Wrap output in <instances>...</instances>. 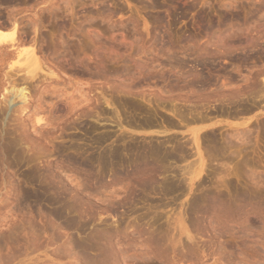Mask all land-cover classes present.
<instances>
[{
	"label": "rangeland",
	"instance_id": "obj_1",
	"mask_svg": "<svg viewBox=\"0 0 264 264\" xmlns=\"http://www.w3.org/2000/svg\"><path fill=\"white\" fill-rule=\"evenodd\" d=\"M18 1L13 0L9 5L0 2V31L10 33L15 26V36L28 39V45L32 44L30 48H34L43 66L38 71L40 78L25 81L24 85V70L21 74L19 69L15 71L21 66L15 62L20 48L0 49V66L3 67L0 68V100L10 94L7 89L11 90V84L16 86L20 82L16 87L24 85L29 94L28 103L18 100L19 96L7 110H3L4 101L0 102L3 108L0 107V145L4 150V155L0 151V264H91L87 261L99 257V251L91 247L94 242L89 245V238L105 228L113 233L112 241L122 239L116 241L119 244L115 242L118 246L111 241L116 252L120 251L117 252L121 257L119 264H264V93H260L264 91L261 85L264 84V0ZM17 21L23 25L18 26ZM39 48L44 51L39 50L38 55ZM5 52L13 57L8 54L4 59L1 55ZM7 57L12 59H8L10 63ZM15 78H19V82ZM8 80L17 83L9 84ZM258 84L263 91L255 89ZM56 92L60 96L57 97ZM74 102H79L77 108L73 107ZM35 107L39 112L33 110ZM67 107L75 110L72 113ZM82 109L85 114L78 115ZM30 112L44 117L41 128L37 126L39 132L29 123ZM189 114L193 118L199 115L200 119L190 118ZM206 116L211 120L207 121ZM181 117L186 122L178 119ZM172 121L174 126L168 123L173 124ZM17 122L20 127L27 124L24 127L29 131L23 126L21 130ZM142 123L146 124L144 127L152 123V127L142 128ZM199 126H206L202 129L206 132L201 130L202 138L205 139L210 130L222 142L238 129L246 131L245 136L237 132L244 136H241L244 142L232 136L231 146L237 145L236 149L225 150L229 157L224 156V151L223 155L213 158L205 152L206 142L199 137L203 171L192 181L182 180L185 190L175 189L164 196L157 194L155 201L162 204L159 207L144 202L145 196L139 194L141 199L135 196L134 209L132 205L130 209L123 187L130 184L132 176L128 180L130 177H124L131 168L127 163L136 157L137 150H147L155 143L166 149L170 146L172 150L171 147L183 141V135L182 145L186 143L187 147V141L191 142L188 129ZM208 126L214 129L206 130ZM165 139L166 144L162 141ZM190 144L187 148L193 153L184 165L191 162V167L198 172L200 159ZM110 151L115 152L114 163L108 159H112ZM102 154L107 155L102 157ZM100 157L105 163H113L110 166L107 163L105 171L100 170ZM169 164L162 165L175 167L179 162ZM122 171L126 173L123 175ZM52 173L58 175L57 180L60 176L67 188L63 195L55 194L52 189L54 183L49 178ZM100 178L111 184L106 188L98 182ZM111 186L115 188L109 192ZM97 187L103 191L98 192ZM75 190L81 191L82 200L91 202L74 200ZM239 194L245 198L240 200ZM201 195L209 196V204L204 202L202 206L190 208L192 199ZM48 199L56 202H48ZM145 211L151 217L156 213L154 223L147 215H141L140 219L136 216ZM160 224L168 234L163 233L165 238H159L154 248L144 235L148 231L162 230ZM157 225L159 227L155 228ZM121 226L125 231H121ZM140 226L145 231H141ZM179 230L184 231L183 234H178ZM99 242L103 241L94 246L101 245ZM158 246L162 254L156 253L155 257ZM145 250L153 257L145 256L148 254L143 252ZM121 252H125L123 257ZM131 256L137 257L133 260Z\"/></svg>",
	"mask_w": 264,
	"mask_h": 264
},
{
	"label": "bare ground",
	"instance_id": "obj_2",
	"mask_svg": "<svg viewBox=\"0 0 264 264\" xmlns=\"http://www.w3.org/2000/svg\"><path fill=\"white\" fill-rule=\"evenodd\" d=\"M13 2V0H0V2H1V4L3 3H10V2ZM15 1V0H14ZM18 1V0H17ZM12 2L10 3V4H12ZM19 2V1H18ZM49 2H51V1H49ZM48 2V3H49ZM0 4V5H1ZM9 5V4H8ZM45 8V7H44ZM42 8H40V10H41ZM44 10V9H43ZM42 10V11H43ZM37 13V12H36ZM12 16H14V14L12 15ZM11 16V17H12ZM8 18H10V16L8 17ZM14 18H15V16H14ZM12 19V21H13V18H11ZM39 20H40V17L38 18ZM10 20V19H9ZM37 20V19H36ZM32 21H35V20H32ZM32 21L30 22V23H32ZM29 22V21H28ZM11 23V22H10ZM16 23V22H15ZM14 22H13V24H15ZM21 23V22H20ZM19 23V24H20ZM30 23H29V26H30ZM17 24H18V21H17ZM19 24H18V26H19ZM22 24V23H21ZM33 25L34 24H36L35 22H33L32 23ZM31 24V25H32ZM38 25H40L39 23H37ZM218 24V23H217ZM1 25V24H0ZM9 24H7V26H8ZM12 25V24H11ZM11 25H9V26H11ZM23 25V24H22ZM26 25V24H25ZM32 25V26H33ZM3 26V25H2ZM4 26H6V25H4ZM8 26V27H9ZM17 26V27H18ZM35 26V25H34ZM37 26V25H36ZM41 26V25H40ZM21 27V26H20ZM31 27V26H30ZM2 28V30H3V28H6V27H1ZM213 28V27H212ZM19 29V28H18ZM38 29H40V28H38ZM6 31V30H5ZM8 31V30H7ZM19 31V30H18ZM17 31V32H18ZM15 26H14V31H12V32H10V33H6V32H4V31H0V49H2V50H4V48H6L7 49V47H10V48H20L19 49V51H18V53H17V57H18V59L15 61V62H17V63H21V66L19 65L18 66V68L16 67V69H15V71H17L18 69H19V72H20V74L22 73L21 71H23L24 72V74L22 75V76H24L25 75V77H19V78H22V80H24V81H22V83L24 82V83H26L28 80H33L34 79V81H35V79L38 77L37 75H38V71H41L42 70V68H41V65L43 66V64H42V62H41V65H40V63H39V60H38V57L36 56V53H35V51H34V48H30V47H32V44H31V46H29L28 45V39L27 40H25L26 39V37L23 39V37L24 36H22V35H20V36H15ZM23 32V31H22ZM25 33V32H24ZM16 35H19V33L18 34H16ZM18 37H20V38H18ZM62 40V39H61ZM60 40V41H61ZM30 41V40H29ZM33 45H34V43H33ZM65 45V44H64ZM66 46V45H65ZM40 48H42V47H40ZM38 49V51H37V54H38V52H40L39 50H42V49ZM65 48V47H64ZM36 49V48H35ZM14 50V49H13ZM4 51H6V50H4ZM44 50H42V52H43ZM0 52H2V51H0ZM41 52V53H42ZM11 53V52H10ZM63 53V52H62ZM1 54V53H0ZM9 54V53H8ZM6 52H5V55L3 54V55H1L2 57L3 56H7L8 55ZM14 54H16V49H15V53ZM10 55V54H9ZM39 55V54H38ZM10 56H12L13 57V55H10ZM10 56H8V57H10ZM16 55H14V57H15ZM5 57H3L4 59H5ZM6 58L7 59V61H8V59H10V58ZM17 57H15V58H17ZM40 57V56H39ZM2 58V59H3ZM1 59V58H0ZM10 60H12V59H10ZM180 60V59H179ZM2 61V60H1ZM4 61V60H3ZM14 61V60H13ZM5 62H6V60H5ZM5 62H4V65H5ZM9 62V61H8ZM182 62V61H181ZM3 63V62H2ZM10 63V62H9ZM13 63V62H12ZM11 63V64H12ZM0 65H1V63H0ZM8 65V64H7ZM24 65V66H23ZM6 66V65H5ZM4 66V67H5ZM16 66V65H15ZM7 67V66H6ZM14 67V66H13ZM20 67V68H19ZM0 68H2L3 69V67H1L0 66ZM9 68H11V66L9 67ZM47 68V67H46ZM49 68V67H48ZM50 68H51V66H50ZM49 68V69H50ZM12 70L11 71H14L13 69L14 68H11ZM10 70V69H9ZM9 70H7L8 72H7V74L9 73L10 74V72L11 71H9ZM49 72V71H48ZM52 70L50 71V74H52ZM17 73V72H16ZM5 74V73H4ZM39 75H40V73H39ZM190 75V74H189ZM8 76V75H7ZM27 76V77H26ZM41 76V75H40ZM50 76V75H49ZM192 76H194V75H192ZM9 77V76H8ZM177 77V76H176ZM196 77V76H195ZM201 77V76H200ZM208 77V76H207ZM11 78H13V77H11ZM19 78H15L16 80L17 79H19ZM40 77H38L37 79H39ZM192 78V77H191ZM199 78V77H198ZM36 79V80H37ZM9 80H13V79H9ZM8 80V81H9ZM197 80V79H196ZM204 81H205V78L203 79ZM209 80V79H208ZM207 80V81H208ZM18 82H19V80H17ZM21 81V80H20ZM26 81V82H25ZM213 81V80H212ZM212 81H210L209 80V82H212ZM10 82V81H9ZM8 82V83H9ZM15 82V83H14ZM14 82H10L9 84H11V83H13V84H16L17 82L16 81H14ZM33 82V81H32ZM32 82H31V84H32ZM39 82H40V80H39ZM185 82H186V80H185ZM197 82H199V81H197ZM202 82V81H201ZM7 83V82H6ZM21 83V82H20ZM20 83H17V84H20ZM23 83V84H24ZM30 83V82H29ZM29 83H28V85H29ZM17 84H16V86H17ZM209 84V83H208ZM211 84V83H210ZM261 84V83H260ZM12 85V84H11ZM9 86V88H11V90L10 89H7V90H9V91H11L10 92V94L9 95H4V97H5V99L3 100L4 101V103H5V105H4V103H3V106H4V109L1 107L2 105H0V107L3 109V110H7L8 109V107H10L11 106V104H12V102H15V101H13L14 100V98L17 100V98H18V100L20 99L21 101H23V103L26 101L27 102V96L29 95H27V91H28V88H27V91H26V87L23 85H20L19 87H16V86ZM190 85V84H189ZM213 85V84H212ZM262 86V88H264V84H261ZM259 86V87H258ZM258 86H257V88H255L257 91L261 88L260 87V85L258 84ZM16 87V88H15ZM194 87H195V85H194ZM256 87V86H255ZM5 88V87H4ZM171 88V87H170ZM193 88V87H192ZM261 88V90L263 91V89ZM47 91H48V89L47 88H45ZM172 89V88H171ZM188 89V88H187ZM5 90H6V88H5ZM45 90V91H46ZM53 90H55V89H53ZM52 90V91H53ZM260 90V91H261ZM56 91V90H55ZM54 91V92H55ZM259 91V92H260ZM54 92L51 94V95H55L54 94ZM26 93V94H25ZM28 93H30V91L28 92ZM260 93H264V91L263 92H260ZM56 94H58L57 95V97L58 96H60V93H58V92H56ZM181 94V93H180ZM194 94V93H193ZM201 94V93H200ZM31 95V94H30ZM177 95V94H176ZM205 95V94H204ZM264 95V94H263ZM7 96V97H6ZM56 96V95H55ZM180 96V95H179ZM198 96V95H197ZM3 97V98H4ZM17 97V98H16ZM176 97V96H175ZM188 97H190V96H188ZM187 97V98H188ZM209 97V96H208ZM2 98V99H3ZM178 98V97H177ZM180 98V97H179ZM205 98V97H204ZM204 98H203V100H204ZM206 98H207V96H206ZM160 99V98H159ZM190 99V98H189ZM195 99V98H194ZM85 100V99H84ZM115 100V99H114ZM117 100V99H116ZM180 100V99H179ZM3 101H1L0 100V102L2 103ZM29 101V100H28ZM190 101V100H189ZM120 102V101H119ZM128 102V101H127ZM172 102H173V99H172ZM179 102H181V101H179ZM193 102V101H192ZM197 102H198V100H197ZM205 102V101H204ZM28 103V102H27ZM26 103V104H27ZM31 103V102H30ZM111 103V102H110ZM116 103V102H115ZM176 103V102H175ZM202 103V102H201ZM71 104H73V103H71ZM70 104V105H71ZM74 104L75 105H73V107L75 106L76 107V104L78 105L79 104V102L78 103H75L74 102ZM121 104V103H120ZM130 104V103H129ZM193 104V103H192ZM135 105V104H134ZM164 105V104H163ZM176 105H178V104H176ZM175 105V106H176ZM21 106V105H20ZM19 106V107H20ZM24 106L25 105H23V108H24ZM36 106V105H35ZM173 106V105H172ZM174 106V107H175ZM203 106V105H202ZM70 107V106H69ZM168 107V106H167ZM193 107V106H192ZM0 108V109H1ZM13 108V107H12ZM22 108V107H21ZM22 108V109H23ZM30 108V107H29ZM68 108V107H67ZM77 108V107H76ZM169 108H170V106H169ZM2 109H1V111L0 112H2ZM20 109V108H19ZM18 109V110H19ZM25 109V108H24ZM33 109V108H32ZM38 111H37V110ZM69 109V108H68ZM129 109H131V108H129ZM168 109V108H167ZM176 109V108H175ZM174 109V110H175ZM179 109H181V108H178V109H176V110H178L179 111ZM33 110H36V113L37 112H39V109L38 108H34ZM69 110H71V112L72 111H74L75 110V108H72V109H69ZM77 110V109H76ZM200 110H201V108H200ZM82 111V112H81ZM80 112H78V115H79V113H81L82 115H84L85 114V111H83V109L81 110ZM171 111H173V110H171ZM177 111V112H178ZM187 111V110H186ZM186 111H184L186 114H187V112ZM198 111V110H197ZM14 112H15V110H14ZM17 112V111H16ZM21 112V111H20ZM31 112H32V110H31ZM30 112V113H31ZM71 112H69V113H71ZM77 111H75L74 113H76ZM183 112V113H184ZM200 112V111H199ZM73 113V112H72ZM84 113V114H83ZM182 112L180 113V115L181 114H183ZM2 114H4V113H2ZM16 114V113H15ZM19 114V113H18ZM32 114V113H31ZM31 114H29V115H31ZM80 114V115H81ZM195 114V113H194ZM13 115V114H12ZM28 115V117L30 118H28L29 119V123L31 122V125H32V128L33 127H35L34 129L35 130H38L37 128L38 127H40L41 128V124L43 123V118L42 117H37L36 115H35V112L31 115V116H33V117H30ZM134 115V114H133ZM136 115V114H135ZM175 115H177V116H179L180 117V115H178V114H175ZM190 115V114H189ZM118 116V115H117ZM181 116H183V115H181ZM186 116V115H185ZM190 116H192V115H190ZM196 116H198L199 117V115H196ZM205 115H203V117H204ZM14 117V116H13ZM18 118H20L19 117V115L17 116ZM16 117V118H17ZM164 117V116H163ZM184 117V116H183ZM187 117H188V115H187ZM195 117V116H194ZM198 117H195L196 119L198 118ZM15 118V119H16ZM186 118V117H185ZM184 118V119H185ZM189 118V117H188ZM190 118H193V116L192 117H190ZM195 118H193V119H195ZM14 119V118H13ZM13 119H11V120H13ZM27 119V120H28ZM163 119V118H162ZM178 119H182V117L181 118H178ZM192 119V120H193ZM195 119V120H196ZM198 119H200V117L198 118ZM197 119V120H198ZM45 120H46V118H45ZM168 120V119H167ZM187 120V119H186ZM204 120H205V118H204ZM203 120V121H204ZM206 120H207V116H206ZM211 120V119H210ZM209 119L207 120V121H210ZM15 121H17V120H15ZM19 121V120H18ZM25 121H26V119H25ZM47 121H49L50 122V120L48 119ZM133 121V120H132ZM163 121H165V120H163ZM179 121H181V120H179ZM182 121H185V120H183L182 119ZM189 121H191V120H189ZM215 121V120H214ZM26 122H28V121H26ZM49 122L47 123V125L49 124ZM140 122V121H139ZM143 122V121H142ZM175 122V121H174ZM186 122V121H185ZM18 123V122H17ZM22 123H24V121L22 122ZM28 123V124H29ZM132 123H134V122H132ZM153 123V122H152ZM152 123H150L151 124V126L150 127H152ZM170 125H172V126H174L175 124L173 123V121H172V123L173 124H171L170 122H168ZM167 123V124H168ZM184 123V122H183ZM190 123V122H189ZM192 123V122H191ZM198 123V122H197ZM51 124V123H50ZM137 124L138 123H136L135 122V124L134 125H136L137 126ZM140 124V123H139ZM143 124V123H142ZM154 124V123H153ZM168 124V125H169ZM209 124V123H208ZM20 125H22V124H20ZM24 125H26V126H28L27 124H24ZM24 125H22L23 127H24ZM43 125H46V124H43ZM130 125V124H129ZM128 125V126H129ZM131 125H133V124H131ZM146 124L144 123L143 125H141V127L142 128H147V127H144ZM156 125V124H155ZM160 125V123L157 125V127ZM184 124H182V126H183ZM187 125V124H186ZM206 125V124H205ZM18 126H19V123H18ZM20 127L19 126V128L22 130L23 129V127ZM25 126V127H26ZM38 126V127H37ZM162 126V125H161ZM178 125H176V127H177ZM180 126V125H179ZM185 126V125H184ZM24 127V128H25ZM43 127V126H42ZM130 127V126H129ZM132 127V126H131ZM150 127H148V130H149V128ZM153 127H154V125H153ZM165 127V126H164ZM166 127H168L167 125H166ZM165 127V128H166ZM204 127H206V126H199V127H195V128H191V129H188L189 130V132H190V134H191V139L190 138H188V140L190 139V141L191 142H188L187 141V143L189 144V143H191L189 146H191V147H194L195 148V151H196V154H198V157H199V159H200V163L197 165V167L199 168L198 169V172H196L197 171V169L196 168H192L191 167V162L190 163H188V164H185L184 165V162L185 161H187V159H188V157H190L191 156V153H193L190 149H191V147H190V151L191 152H189L188 151V144H187V147H185L186 145V143H183V145H182V142L184 141L185 142V139H184V137H185V135H183V141L182 140H178L179 142H181L179 145H175V146H173V147H171L172 148V150L171 149H169L170 148V146L169 145H172V144H168V146H169V148H167L166 149V147L165 148H163V145L161 146V144L160 145H157L156 146V143L154 144V142H153V144L155 145V146H151V147H147L148 149L146 150V149H143V151L145 152H143V151H141V150H137V154H136V157L133 159L132 158V156H131V158L133 159L131 162H128L127 164H128V166L129 167H131L130 168V170H129V172H127V174H125L126 176L124 177V179L125 178H127V177H130V178H127V180L128 179H131V176H132V180H134L133 182H132V180L130 181V184L126 187V185L127 184H125V186L123 187L124 189H125V191L123 190V192H125V198H129V200L128 201H126V203L129 205V207H130V209H131V205L132 204H135V196H138L139 194H141V195H143V196H145V198L143 199V200H145L144 202H146L147 201V203H149V204H153L152 206H158L159 207V205H162V204H159V202L158 201H155V198H156V195L157 194H161V195H163V194H167V193H170L171 191H174L175 189H179V191L182 189V190H185L184 188H182V186H183V182H182V180H184V179H188L189 181H192L196 176H198L199 174H200V172L201 171H203V165H204V163H203V156H202V153H201V150H200V147H201V141L199 142V137L202 139V142H203V139L204 138H202L201 136H200V133H201V130L202 129H204ZM209 128L208 129H206V130H209V129H214L213 127L211 128V126H208ZM214 127H216V126H214ZM133 128V127H132ZM134 128H135V126H134ZM169 128H170V126H169ZM25 129H28V128H25ZM24 129V130H25ZM170 129H172V128H170ZM238 129V128H237ZM20 130V131H21ZM23 130V132H25ZM146 130V129H145ZM154 130V129H153ZM239 130V129H238ZM236 131L235 132V130H234V132L236 133H234L235 135H232V136H234V137H232L231 135V137L229 138L228 136H226L227 137V139L229 140L230 139V142L227 140L226 141V138H223V139H225L224 141H226V142H222V140L220 141V139L218 140L216 137H215V135H214V133L215 132H211L210 130H209V132H210V134H208V135H206V137H205V139H204V141L206 142V144H205V152H207V154L209 155V156H213V158L216 156V158H218L219 156H221V155H223V152L226 150V151H231V149L229 148V147H232V146H234V145H232L231 146V144H233V143H231L232 141H231V138H234V139H236V138H238V139H240L239 141H242V142H244L243 141V137L245 136V134H246V131L243 133V130L242 131ZM27 131H29V129L27 130ZM26 131V132H27ZM41 131V130H40ZM157 132H158V130H156ZM263 131V132H262ZM262 133L264 134V128L262 129ZM35 132H37V131H35ZM38 132H39V130H38ZM140 132V131H139ZM159 132H163V131H159ZM158 132V133H159ZM165 132H167V131H165ZM164 132V133H165ZM202 132H203V130H202ZM204 132H206V131H204ZM203 132V133H204ZM208 132V131H207ZM208 132V133H209ZM237 132H241V133H243V135L241 134V133H238L237 134ZM261 133V134H262ZM183 134V133H182ZM21 135H23V133L21 134ZM24 135L25 136H29V133H28V135H26L25 133H24ZM201 135H204V134H201ZM24 136V137H25ZM158 136H160V135H158ZM169 136V135H168ZM167 136V137H168ZM170 136H171V133H170ZM169 136V139H171V137L173 136H171L170 137ZM241 136H243L242 137V139H241ZM26 137V138H27ZM29 137H31V136H29ZM28 137V138H29ZM174 137V136H173ZM173 137H172V139H173ZM27 138V139H28ZM247 138V137H246ZM246 138H244V139H246ZM25 139V138H24ZM167 140H169L168 138H166ZM162 140L163 142H167V140ZM171 139V140H172ZM187 139V138H186ZM222 139V138H221ZM263 139H264V137H263ZM26 140V139H25ZM30 140V139H29ZM237 140V139H236ZM173 141V140H172ZM175 141V140H174ZM160 142H161V140H160ZM166 142H165V144H166ZM169 142H170V140H169ZM148 143V142H147ZM158 144H159V142H157ZM162 143V142H161ZM164 144V143H163ZM149 145V144H148ZM165 146V145H164ZM167 146V145H166ZM2 146L0 145V151H1V153L4 155V150H2V148H1ZM133 147V146H132ZM146 147V146H145ZM235 147H237V145H235ZM235 147H232V148H234V150L236 149ZM135 148V147H134ZM173 148H175V149H177L176 150V152L173 150ZM228 148H229V150H228ZM137 149H140V148H138L137 147ZM193 149V148H192ZM114 150V149H113ZM131 150V149H130ZM115 151V150H114ZM113 151V152H114ZM136 151V150H135ZM140 151H141V153H140ZM226 151L224 152V156L225 157H227L226 156ZM229 151V152H230ZM116 152V151H115ZM114 152V153H115ZM112 152L110 151V154H111ZM113 153V154H114ZM117 153H118V150H117ZM116 153V154H117ZM109 154V153H108ZM109 154V155H110ZM113 154H111V157H112V159L111 158H108V157H110V156H108L107 158L108 159H110L111 160V162H113L114 163V161H112L115 157H114V155ZM115 154V155H116ZM206 154V155H207ZM1 155V154H0ZM103 155V154H102ZM107 155V154H106ZM105 154L102 156V157H104V156H106ZM119 155H120V153H119ZM132 155H134V154H132ZM146 155V156H145ZM118 155H116V158L118 159V157H117ZM218 156V157H217ZM224 156H222V157H224ZM102 157H100L99 159H98V163L99 164H101V167H102V169H100V167H98L100 170H103V171H105V170H107V167H108V164H109V166H110V164H113V163H110L109 161H107V163H105L106 162V160L105 159H103ZM221 157V158H222ZM229 157V156H228ZM0 158H2V157H0ZM4 158V157H3ZM220 158V159H221ZM101 162H100V161ZM119 161L121 162V159H120V157H119ZM123 162V161H122ZM164 162H167V164H169V163H178L179 162V164H177V166H175V167H173V166H170L169 168H168V166L166 165L165 167H163V163ZM181 162H183V164L181 165L180 163ZM187 162H189V161H187ZM193 163V162H192ZM194 163L196 164V162L194 161ZM123 165H125V164H123ZM170 165V164H169ZM184 165V166H183ZM98 166H100V165H98ZM114 166V165H113ZM113 169H114V167H113ZM117 170H118V168H117ZM116 170V168H115V171H117ZM121 171V170H120ZM98 172H100V174L101 173H103V172H101V171H98ZM110 172H113V170L111 169V171ZM119 172V171H118ZM168 172H170V173H168ZM105 173V172H104ZM122 173H123V171H122ZM124 173H126V172H124ZM124 173H123V175H124ZM98 175H99V173H97ZM119 175H121L120 174V172H119ZM169 175H172V176H170V177H172V178H169ZM186 175H188V178L187 177H185ZM57 176L58 175H53V173H52V175L50 174L49 175V178H50V180L54 183V185L52 184V186H54V188L52 187V189H55L54 191H55V194L57 193L58 195L61 193L62 195H63V193L65 192L64 190L65 189H67V188H65L64 187V183L59 179L60 178V176L58 177V180H57ZM100 177H102L103 178V176L102 175H100ZM116 176H114V178H115ZM119 177V176H118ZM118 177H117V180H118ZM160 177V178H159ZM99 178V177H98ZM102 178H100V179H102ZM100 179L98 180V182L101 184V185H106V188L111 184H109V183H105V182H103V179L100 181ZM123 179V180H124ZM117 180H115L116 181V183H117ZM113 181V180H112ZM111 181V182H112ZM119 181V180H118ZM122 181V180H121ZM125 181V180H124ZM98 182H96V183H98ZM126 183H128V181H125ZM199 182V181H198ZM201 182V181H200ZM63 183V184H62ZM95 183V184H96ZM113 183H114V181H113ZM116 183H115V185L114 186H116ZM191 183V182H190ZM99 184V185H100ZM123 184V183H122ZM121 184V185H122ZM57 185H59V187L57 186ZM99 185H98V187H99ZM80 186V185H79ZM113 186V185H112ZM111 186V187H112ZM191 186H192V183H191ZM191 186H190V189H191ZM97 187V188H98ZM102 187V186H101ZM105 188V187H104ZM103 188V189H104ZM115 188V187H114ZM113 187L112 188H109L110 190H109V192L112 190V189H114ZM122 188V189H123ZM57 189H59V190H57ZM101 190H102V188H101ZM101 190H99V188H98V192L99 191H101ZM105 190V189H104ZM68 191H69V189H68ZM96 191V193L95 194H97V189L95 188V190H94V192ZM103 191V190H102ZM106 191V190H105ZM107 191H108V189H107ZM112 191H114V190H112ZM81 192V191H80ZM80 192H77L76 190H75V193H74V195H73V197H74V200H78L79 202H80V200L81 201H83V202H85V203H87V204H89L88 202L90 201L91 202V200H89V199H85L86 201H84V200H82V199H84V198H80V196H81V193ZM157 192H160V193H157ZM177 192V191H176ZM181 192V191H180ZM79 193H80V195H79ZM115 193V192H114ZM114 193H110V194H114ZM116 193H117V191H116ZM116 193L113 195V197L116 195ZM179 193V192H178ZM183 193V192H182ZM60 194V195H61ZM150 194H155L154 196L152 195V196H150ZM172 194H174V193H172ZM169 195V194H168ZM240 195V194H239ZM238 195V196H239ZM160 196V195H159ZM164 196V195H163ZM175 196V195H174ZM241 196V195H240ZM112 197V198H113ZM116 197H117V195H116ZM116 197H114L113 199H115ZM138 197H140V199H141V196H138ZM208 195H206V196H202L201 195V197L199 196V197H196L195 199L193 198L192 200H193V204L190 206V208L191 207H193L194 209L196 208V207H198L200 204H201V206H202V203H206V205L207 204H209L208 203ZM237 197V196H236ZM112 198H110V199H112ZM245 198V196H241V199L240 200H242V199H244ZM159 199V198H158ZM162 200H163V198H162ZM211 200H212V198H211ZM77 201V202H78ZM112 201V200H111ZM124 201V200H123ZM213 201V200H212ZM48 202H51V203H54V202H56L55 200H51V199H48ZM82 202V203H83ZM119 202H121L120 200H119ZM163 202V201H162ZM216 202V201H215ZM221 202V201H220ZM84 203V204H85ZM111 203V202H110ZM113 204L115 203V202H112ZM111 203V204H112ZM165 202H163V204H164ZM191 203H192V201H191ZM204 203V204H205ZM223 203V201L221 202V204ZM92 205L94 204V203H91ZM91 204L90 205H88V207H90L91 206ZM110 204V205H111ZM116 204V203H115ZM114 204V205H115ZM118 204V203H117ZM125 204V203H124ZM146 204V203H145ZM148 204V205H149ZM203 204V205H204ZM81 205V204H80ZM166 205V204H165ZM168 205V204H167ZM84 206V205H83ZM86 206V205H85ZM200 206V207H201ZM205 206V205H204ZM93 207V206H92ZM95 207V206H94ZM108 207V206H107ZM111 207V206H110ZM109 207V208H110ZM132 207H133V205H132ZM149 207H150V205H149ZM149 207H147V208H149ZM108 208V209H109ZM192 208V209H193ZM203 208V207H202ZM205 208V207H204ZM204 208H203V211H204ZM219 208H221V207H219ZM111 209H113V208H111ZM111 209H109V211H111ZM133 209H134V207H133ZM132 209V210H133ZM199 209V208H198ZM197 209V210H198ZM206 209H208V208H206ZM131 210V211H132ZM199 210H201V209H199ZM104 211H105V209H104ZM108 211V212H109ZM135 211V213H136V210H133V212ZM193 211V210H192ZM203 211H202V213H203ZM194 212H196L195 210H194ZM198 212V211H197ZM204 212H207V210H205ZM141 213V212H140ZM139 213V215H136V216H139V219H140V216L141 215H149V214H146V211H145V214L143 213H141L140 214ZM155 215V217H151V215L150 216H148L150 219V221L151 222H155V220L157 219V215H156V213L154 214ZM136 216H134V217H136ZM147 216H145L146 217V219H148V217ZM153 216V215H152ZM162 216V215H161ZM133 217V218H134ZM142 217V216H141ZM165 217V216H164ZM138 218V217H137ZM158 218H159V216H158ZM167 218V217H166ZM184 218V217H183ZM143 219H145V218H143ZM133 220V219H132ZM182 220V219H181ZM185 220V219H184ZM134 221V220H133ZM163 221V220H162ZM167 221V219H165V222ZM169 221V220H168ZM183 221V220H182ZM159 222V221H158ZM135 223V222H134ZM137 223H138V221H137ZM137 223H135L136 225H137ZM160 223V222H159ZM168 223V222H167ZM181 223V222H180ZM136 225H135V228H136ZM139 225V224H138ZM161 225V224H160ZM181 225H182V223H181ZM163 225H161L160 227H162ZM172 226V225H171ZM183 226V225H182ZM122 227V226H121ZM128 227H129V225H128ZM141 228L143 227V226H140ZM140 227H138V228H140ZM157 227H159L158 225L155 227V228H157ZM165 227V226H164ZM166 227H168V226H166ZM117 229H119V227H116ZM115 228V229H116ZM125 228H127V226L125 227ZM132 228H134L133 226H132ZM169 228V231H170V227H168ZM174 228V227H173ZM177 228V227H176ZM180 228V226L178 225V228L177 229H179ZM122 229H123V227H122ZM160 229H164L163 227L162 228H160ZM106 230V231H105ZM105 230L103 229V230H97L98 232H96L94 235L92 234V238L90 237L89 239H91V240H89V245H91L90 244V242L92 243V242H94V244H93V246L91 245V247H93L95 250L97 249L98 251H99V254H98V252L96 253V255L98 254V256L99 257H95V259H93V261L95 260L96 262H100L101 261V263L102 262H104V264H119V262H120V258L121 257H119L118 255H117V252H120V251H117L116 252V250H115V248H114V246L116 245V246H118L117 244H119L118 242H116V241H118V240H122V239H118V240H116L115 242L117 243V244H115V242L114 241H112L111 240V236H112V234H111V230H110V232H108L107 231V228H105ZM142 230H144L145 231V228L143 229H141V231ZM159 230V231H148V233H149V236H148V233H146V235H144L146 238H149V239H147V241L148 240H150L149 242H151L153 245V247L155 248V247H157V245H158V240H160L159 238H163L164 237V235L166 236V234H168L167 232H165L166 230ZM174 230H175V228H174ZM114 231V230H113ZM119 231H120V229H119ZM118 231V232H119ZM122 232L123 231H125L124 229L123 230H121ZM127 232V231H126ZM183 232L184 231H181V230H179V233L178 234H183ZM188 232V231H187ZM114 233L116 234V232L114 231ZM128 233V232H127ZM140 233H142V232H140ZM163 233H165L164 235H163ZM119 234V233H118ZM124 234H126L125 232H124ZM129 234H131V233H129ZM189 233H187L186 235H188ZM117 235V234H116ZM120 235V234H119ZM123 235V234H122ZM132 235V234H131ZM131 235H129V236H131ZM172 235V234H171ZM170 235V236H171ZM175 235V234H174ZM125 236V235H124ZM133 236V235H132ZM163 236V237H162ZM189 236V235H188ZM118 237V236H117ZM116 237V238H117ZM134 237V236H133ZM175 237V236H174ZM173 237V238H174ZM165 238V237H164ZM167 238V237H166ZM170 238V237H169ZM189 238V240H192L193 238L190 236V237H188ZM192 238V239H191ZM133 239H136V237L135 238H133ZM93 240V241H92ZM114 240V239H113ZM145 240V239H144ZM161 240H163V239H161ZM178 240H181V238H179ZM98 241H103L102 243L101 242H99V243H101V245H99L98 246V244L96 245V246H94L96 243H98ZM114 242V246L112 245V242ZM146 241V240H145ZM143 242L145 245H147L146 244V242ZM169 241V240H168ZM175 241V240H174ZM174 241H172V242H174ZM140 242V241H139ZM148 242V244H150L151 245V243H149ZM176 243H180L181 244V242H176ZM175 243V244H176ZM160 244V243H159ZM170 244V243H169ZM83 245V244H82ZM89 245H85V248H90V246ZM149 245V246H150ZM163 245V243L161 244V246ZM171 245H172V243H171ZM177 245V244H176ZM81 248L84 246H81V245H79ZM87 246V247H86ZM148 246V247H149ZM152 246H150V247H152ZM182 246V245H181ZM96 247V248H95ZM159 247V249L157 250V249H155L156 250V252H155V250H153L154 252H155V257H156V253H161L162 254V250L161 251H159L160 250V246H158ZM183 247V246H182ZM163 248V247H162ZM161 248V249H162ZM190 248H191V246H190ZM189 248V249H190ZM70 250H71V248H69ZM69 249H67L68 251H70ZM84 249V248H83ZM91 249V248H90ZM90 249H86L87 251L88 250H90ZM94 249H93V251H94ZM119 248L117 247V250H118ZM148 249V248H147ZM188 248H187V250H189ZM82 250V249H81ZM80 250V251H81ZM85 250V249H84ZM84 250H82V252L83 253H86ZM149 251H150V249H148ZM148 250H145V251H143V252H147L148 254H146L145 253V256L146 255H151V254H149V252H148ZM192 250V249H191ZM159 251V252H158ZM164 251V250H163ZM190 251V250H189ZM71 252V251H70ZM69 252V253H70ZM81 252V253H82ZM90 252H92V250L90 251ZM95 252V251H94ZM93 252V253H94ZM141 252V251H140ZM151 252V251H150ZM72 253V252H71ZM88 253V255H89V252H87ZM125 254V252H121L120 254H121V256L123 255L124 256V254ZM135 252H133V254H134ZM165 253V252H164ZM76 254V253H75ZM91 254V253H90ZM135 254H137V252L135 253ZM134 254V255H135ZM139 254V253H138ZM137 254V255H138ZM142 254V253H141ZM154 254V253H153ZM94 255V254H93ZM130 255H132V254H130ZM144 255V253L142 254V256ZM160 255V254H159ZM83 256V255H82ZM87 256V255H86ZM85 256V257H86ZM122 256V257H123ZM133 256V255H132ZM131 256V257H132ZM140 257H141V255H139ZM145 256H143V257H145ZM149 256H147V257H149ZM152 257H153V255H151ZM84 257V258H85ZM88 257L89 256H87L86 257V259L88 260ZM94 257H91V260H92V258H94ZM137 257V256H136ZM136 257L135 258H133V260L134 259H136ZM147 257H145V258H147ZM150 258V257H149ZM76 259H77V257H76ZM90 259V258H89ZM101 259V260H100ZM103 259H107V260H105V261H102ZM148 259V258H147ZM80 259H78V261H79ZM90 260V261H91ZM122 260V259H121ZM145 260V259H144ZM90 261H87L88 263H93L94 264V262H90ZM95 262V264H98V263H96ZM100 263V264H101ZM124 263V262H123Z\"/></svg>",
	"mask_w": 264,
	"mask_h": 264
}]
</instances>
